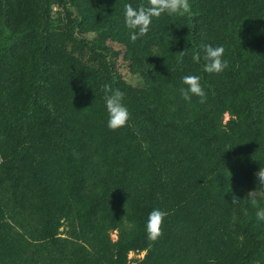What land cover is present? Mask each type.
<instances>
[{
    "label": "trees",
    "instance_id": "obj_1",
    "mask_svg": "<svg viewBox=\"0 0 264 264\" xmlns=\"http://www.w3.org/2000/svg\"><path fill=\"white\" fill-rule=\"evenodd\" d=\"M125 4L147 0H0V264H264L243 201L264 166V0H189L135 43ZM204 44L225 49L222 73ZM185 75L204 103L181 98ZM106 83L131 116L117 131Z\"/></svg>",
    "mask_w": 264,
    "mask_h": 264
},
{
    "label": "clouds",
    "instance_id": "obj_2",
    "mask_svg": "<svg viewBox=\"0 0 264 264\" xmlns=\"http://www.w3.org/2000/svg\"><path fill=\"white\" fill-rule=\"evenodd\" d=\"M124 24L129 30V38L135 43L138 39L146 36L150 30L153 18L159 19L162 14L183 16L186 13L191 14V5L189 0H147V6L141 4L134 8L131 4H125ZM203 52L202 59L205 61L204 71L209 74H220L228 67V61L223 59L225 49L222 46L213 47L210 44L201 45ZM183 56L184 52H180ZM193 60L199 62L201 55L199 52L193 55ZM182 82L186 87L180 89L181 98L186 102H191L192 96L199 97L200 103L206 101L207 94L201 85L200 77L197 75H185ZM103 91L106 102V111L108 113L107 126L112 131H117L129 125L131 119L130 113L123 103L125 93L120 89H113L110 84H104ZM147 147V145H144ZM258 187L246 193L244 202L257 208L256 219L258 222H264V207L261 202L264 201V166L257 173ZM241 200L237 197L232 203H239ZM167 216L165 211L153 209L147 220L146 231L150 241H157L163 236L164 220Z\"/></svg>",
    "mask_w": 264,
    "mask_h": 264
},
{
    "label": "rangeland",
    "instance_id": "obj_3",
    "mask_svg": "<svg viewBox=\"0 0 264 264\" xmlns=\"http://www.w3.org/2000/svg\"><path fill=\"white\" fill-rule=\"evenodd\" d=\"M110 43L114 46V48L116 50H120L121 51L120 60H122L123 49H124L123 46L120 45V44H117L115 42H110ZM120 72H122L126 76V78H127V80L129 82L134 83V84H138L139 83V77L136 76V75H132L129 72V70H128V68L126 66H121L120 67ZM228 119H229V114L226 113L224 122H226ZM0 161H1V157H0ZM69 229H70V226L69 225H67V224L64 225L61 228L62 234L66 236L68 234ZM111 234H112V237L114 239L117 238V231H112ZM144 254H145V251H140V252H138V251H132V252H130L129 257L135 259V258L143 257Z\"/></svg>",
    "mask_w": 264,
    "mask_h": 264
}]
</instances>
